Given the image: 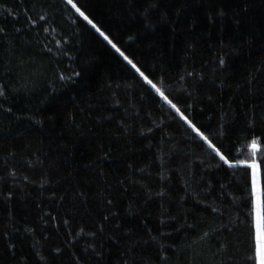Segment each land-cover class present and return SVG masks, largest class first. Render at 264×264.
Wrapping results in <instances>:
<instances>
[{
	"label": "trees",
	"instance_id": "16d2710c",
	"mask_svg": "<svg viewBox=\"0 0 264 264\" xmlns=\"http://www.w3.org/2000/svg\"><path fill=\"white\" fill-rule=\"evenodd\" d=\"M73 3L231 163L264 161V0ZM242 172L62 0H0V264H255Z\"/></svg>",
	"mask_w": 264,
	"mask_h": 264
},
{
	"label": "snow or ice",
	"instance_id": "6c2138e0",
	"mask_svg": "<svg viewBox=\"0 0 264 264\" xmlns=\"http://www.w3.org/2000/svg\"><path fill=\"white\" fill-rule=\"evenodd\" d=\"M62 2L74 10L79 17L91 26V28L95 29V31L99 33V35L103 37V39L107 41L108 44H110L112 48L115 49L129 65H131L133 69H135L144 84L154 90L160 100L176 112L180 120L183 121L184 124H186L187 127L195 134V137H198L201 141H203V143L207 145V148L210 149L224 165H227L231 169H243L241 175L246 177L248 180L246 189L250 185V238L254 250V260L255 264H264V161L257 159L258 150L256 147V141L253 140L252 142L251 159L237 158L236 162L231 163L229 158L223 154L221 148L217 147L200 129L196 127L193 122L182 114L176 104L173 103L163 92H161L160 88H158L157 85L153 83V81L149 79V77L146 76L144 72H142L140 68L137 67V65L133 63V61L129 59L128 56H126L125 53L122 52L116 44H114L112 40H110L109 37L101 31L99 27H97L96 24L89 19L85 12L82 11L76 3H73V0H62ZM41 19H43V17H41ZM220 63L223 65V58L220 59ZM213 210L215 211V209Z\"/></svg>",
	"mask_w": 264,
	"mask_h": 264
}]
</instances>
